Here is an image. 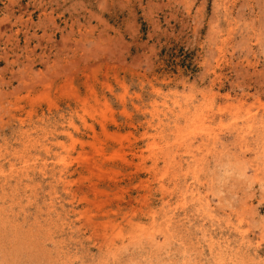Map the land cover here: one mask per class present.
<instances>
[{
	"label": "rangeland",
	"instance_id": "1",
	"mask_svg": "<svg viewBox=\"0 0 264 264\" xmlns=\"http://www.w3.org/2000/svg\"><path fill=\"white\" fill-rule=\"evenodd\" d=\"M0 264H264V0H0Z\"/></svg>",
	"mask_w": 264,
	"mask_h": 264
}]
</instances>
